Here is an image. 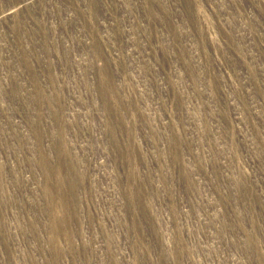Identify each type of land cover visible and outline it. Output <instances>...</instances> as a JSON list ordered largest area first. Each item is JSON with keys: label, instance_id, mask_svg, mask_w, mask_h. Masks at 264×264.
I'll list each match as a JSON object with an SVG mask.
<instances>
[{"label": "rangeland", "instance_id": "1", "mask_svg": "<svg viewBox=\"0 0 264 264\" xmlns=\"http://www.w3.org/2000/svg\"><path fill=\"white\" fill-rule=\"evenodd\" d=\"M0 264H264V0H0Z\"/></svg>", "mask_w": 264, "mask_h": 264}]
</instances>
